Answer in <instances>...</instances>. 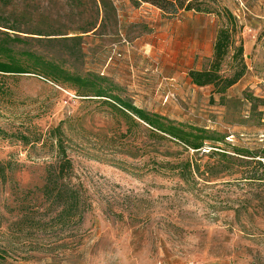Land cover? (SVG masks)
Masks as SVG:
<instances>
[{"label":"rangeland","instance_id":"1","mask_svg":"<svg viewBox=\"0 0 264 264\" xmlns=\"http://www.w3.org/2000/svg\"><path fill=\"white\" fill-rule=\"evenodd\" d=\"M80 2L0 0V23L30 37L21 48L80 75H103L121 99L175 123L206 127L229 144L208 145L228 153L232 144L262 147L264 0L219 1L242 25L238 37L256 65L223 100L188 77L211 57L214 15H170L146 0H105L98 11L92 0ZM93 20L94 30L78 34ZM37 30L58 35L25 34ZM60 37L69 39L51 40ZM1 84L3 263L264 264V221L257 209L244 207L250 189L234 165L154 141L138 120L128 132L105 105L36 75L7 76ZM248 92L258 100H245ZM58 125L72 162L66 181L86 207L71 225L54 221L57 210L40 193L46 167L57 162L49 132ZM21 136L30 143L19 142Z\"/></svg>","mask_w":264,"mask_h":264},{"label":"trees","instance_id":"2","mask_svg":"<svg viewBox=\"0 0 264 264\" xmlns=\"http://www.w3.org/2000/svg\"><path fill=\"white\" fill-rule=\"evenodd\" d=\"M11 0H6V5ZM80 4V0H73ZM220 0H146L166 14L176 15L180 11L195 12L204 15H214L218 20V27L212 46L211 57L200 70H189L188 77L193 85L197 87H210L212 94H217L223 100L227 90L236 84L246 73L247 66L243 57V42L238 37L242 25L237 18L226 7L219 5ZM93 5L105 6V0H92ZM96 20L90 21L87 27L80 28L79 33H87L94 30ZM19 30L6 23H0V78L7 76H21L33 74L60 86H66L76 96L87 98L105 105L113 115L123 119L127 124V131L136 125V120L144 123L150 130V137L154 141L169 140L174 144H180L185 151L194 154L216 156L221 162H225L228 168L234 165L239 178L246 183L250 189L248 195L243 196L245 208H253L260 214L264 221V140L261 148L251 150L246 147L230 145L231 153L225 149L216 147L214 144L225 142V136L215 134L206 127L188 126L175 123L158 114H149L144 110L132 105L113 94V85L107 77L98 74L80 75L65 69L57 60L48 59L46 56L29 49H23L20 45H28L29 38L20 36ZM25 33V32H24ZM37 36H54L58 34H46L37 30ZM78 39L79 36L70 37ZM66 41L68 37L51 38V40ZM6 92L0 85V94ZM245 100H258L252 92L244 93ZM112 103H111V102ZM252 111V110H251ZM61 126L58 125L50 130L51 139L55 141L54 151L57 162L55 165L47 166L44 183L40 188L43 199L49 203L53 210L54 221L62 225L76 224L81 221L85 211L79 191L67 183L72 171V162L65 154L64 148L59 140ZM19 142L28 145L30 140L19 137ZM35 141V140H34ZM213 145H208L209 143ZM212 152H205L207 147ZM220 149L213 150V149ZM185 170L190 169V159L185 161ZM191 170V169H190ZM0 168V174L3 175ZM66 178V179H65ZM253 190V191H252ZM3 253L0 252V264L4 261Z\"/></svg>","mask_w":264,"mask_h":264},{"label":"crops","instance_id":"3","mask_svg":"<svg viewBox=\"0 0 264 264\" xmlns=\"http://www.w3.org/2000/svg\"><path fill=\"white\" fill-rule=\"evenodd\" d=\"M243 48H244L243 57H244V61H245L246 66H247V71H246L245 75H244V76H243V77H242V78H241L236 84H234L232 87H230V88L227 90L226 94L229 93V92H231L232 89H234V88H236L237 86H239L240 83H242V82H244L246 79L250 78V77H251L250 75H252L251 73L254 72V71H256V70H255V69H256V65L248 62V61H250V58H251V56H250V49L247 50V47H246L245 44H243ZM248 83H249V82H248ZM245 86H246V85H245ZM247 86H248V85H247ZM249 87L251 88L250 85H249ZM243 88H244V87H243Z\"/></svg>","mask_w":264,"mask_h":264}]
</instances>
